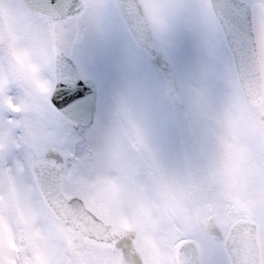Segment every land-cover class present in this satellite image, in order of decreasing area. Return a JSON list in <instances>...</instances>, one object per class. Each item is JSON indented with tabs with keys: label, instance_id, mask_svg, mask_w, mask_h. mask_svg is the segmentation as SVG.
<instances>
[{
	"label": "snow or ice",
	"instance_id": "6c2138e0",
	"mask_svg": "<svg viewBox=\"0 0 264 264\" xmlns=\"http://www.w3.org/2000/svg\"><path fill=\"white\" fill-rule=\"evenodd\" d=\"M0 264H264V0H0Z\"/></svg>",
	"mask_w": 264,
	"mask_h": 264
}]
</instances>
